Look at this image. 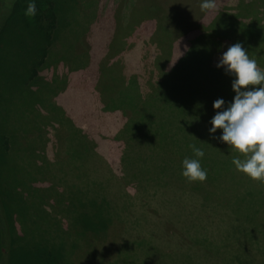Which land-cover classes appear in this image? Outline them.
Masks as SVG:
<instances>
[{"label":"rangeland","instance_id":"obj_1","mask_svg":"<svg viewBox=\"0 0 264 264\" xmlns=\"http://www.w3.org/2000/svg\"><path fill=\"white\" fill-rule=\"evenodd\" d=\"M16 1L0 0V166L6 180L0 192L9 204L8 230L20 240L11 264H216L214 248L199 247L204 227L185 230L184 220H207L213 242H220V228L234 217L239 223L254 219L256 231L264 233L263 196L255 189L260 182L240 173L207 174L195 192L196 182L184 183L167 168L168 184L157 179L159 166L144 175L128 166L127 176L153 177L155 183L129 182L123 170L129 142L116 140L131 119L149 114L153 98L147 97L186 56L204 59L187 65L197 74L202 70L196 88L205 93L208 78L222 69L216 67L219 57L239 41V26L232 29L237 22L253 29L250 58L264 70V49L256 46L264 30L255 31L264 28V0H216L208 13L200 10L201 0H53L56 24L48 40L36 15L24 14L29 0L9 18ZM44 47L47 56L39 65ZM208 86L210 94L220 91ZM182 111L174 108L175 116L184 105ZM113 171L120 184L109 182L102 198H94L95 179L103 183ZM104 199L112 217L102 238H95L92 216Z\"/></svg>","mask_w":264,"mask_h":264},{"label":"trees","instance_id":"obj_2","mask_svg":"<svg viewBox=\"0 0 264 264\" xmlns=\"http://www.w3.org/2000/svg\"><path fill=\"white\" fill-rule=\"evenodd\" d=\"M23 2L24 0H18L13 4V6L10 8L11 16L9 18L13 16L14 12H16L17 8ZM35 3L37 9L36 19H39L38 22L40 25L39 29H46V31H48V40L51 38V35L54 32L56 24V14L52 11V9L54 8L53 0H35ZM45 6L47 7L45 8ZM43 20H47L49 22V26L47 28L43 25ZM230 26L231 25L226 27V33L229 31L227 29ZM237 26H239L240 30L238 42H240L243 47L248 50V55L250 57L249 53L252 52V44L250 40L252 39L253 29L243 22H237V25H235L232 29L236 31L235 27ZM261 27H256L255 29V31L258 30V34H261L262 30H264V28ZM4 30L5 29H3L0 34H2ZM261 35L263 38L264 33H262ZM226 36H229L228 33L226 34ZM40 37L44 41V43H46L44 39L45 37H43L41 34ZM194 41H196L195 43H197V41H199V38ZM194 41L192 44H194ZM256 46H262L264 49V38L261 42H257ZM45 49L46 47L41 50L38 56V60H40L39 58L43 60L47 56ZM196 54L190 61L186 56L181 61L180 67L175 69L177 70V72L175 74H172L171 77L167 76L164 79L162 75L161 81L159 80V82L156 84L158 88L154 92V94H156L157 96L153 95L152 97H150L149 95L147 97L150 99L153 98V102L150 104L151 107L148 108H152L154 110V113L152 112L147 115L143 114L144 116H142V118L140 119H131L127 123V126H125L122 132L116 137L117 141H126L127 143L129 142L128 147L125 150V169H123L126 172V177H129V182L138 180L143 184L150 186L151 182H154V178L138 176L136 173L133 174L132 172H130V175L128 174L127 176L128 166L132 167L133 169L139 170L142 175H144L145 173H152L159 166L160 168L156 171L160 172V175L157 177V179L160 181H166V179L170 176H165L164 170L166 168L167 173H174V176L181 174V172L183 171V159L185 157L192 158V152L189 147V145L192 144H195L197 147L203 149L205 156L201 159V166L211 177H216V175H219L222 172L229 173L230 175H234L235 173H240L241 175H243V173L236 170L232 161H230L231 157L236 156L237 154L232 152L225 143H222L221 141H219V139H213L209 135L207 127H211L209 121L214 115L207 114L206 116V114L202 113V111L214 110L213 102L218 98L224 99L226 103L232 101V97H234L235 95L231 88L233 77L226 75L223 69L218 71V75L216 77L212 76L210 79L208 78L209 73H205L206 77L208 78L207 84H214V87L218 86L220 91L214 89V94H210V87L207 85L204 88L205 93H202V90L196 88L200 87L198 85L202 84V70H200V72L198 71L199 74H197L194 70H198V68H194L193 70L192 67L187 65L188 62H191L193 64L202 63V61H204L202 57L200 59H197ZM208 54L211 53L208 52ZM42 60H40L39 65H42ZM35 64L36 63H34L32 67H34ZM179 73L182 75L178 76ZM197 82H199L198 85L196 84ZM160 91H163V93ZM125 96H121V99L123 101L127 100ZM115 100H118V95H116L114 99H112V102ZM145 103L146 101L144 102V104ZM155 104L158 105L157 109L154 108ZM183 105L185 107V112L183 114L177 113V116H175L174 108H179L180 111H182ZM193 109H196L195 112L197 113H192L194 112ZM188 112L191 113L188 115ZM167 113H169L170 115H167ZM168 116V119H164ZM170 124H173L174 127H170ZM203 129L205 130L203 131ZM214 135L216 137H219L221 135V131L217 130ZM1 170L2 168L0 166V182L2 181L3 183H6ZM181 179L185 178L181 177ZM184 183L189 182H187L186 180L184 181ZM196 186L201 187V185L196 182L195 185L191 186V188L193 191L198 192L199 188L198 190H195ZM255 189L258 190L257 193L260 196H263L264 201V184H257ZM143 190L144 193H146L148 191V188H143ZM188 190H190L189 186ZM7 202L8 201L5 200L4 196H2V193L0 192V233L2 235L5 232L4 234L7 238L3 241L2 239H0V264H11L13 252L12 249L18 245V242H20V240L14 241L10 234V231L8 230L6 208L4 206L5 204L9 205ZM107 216L112 217L110 215V211L106 210L104 207H102L100 211H96L92 216V218H94L92 222L98 224L90 228V234H92L95 238H102V231H106V226L109 222V219H111L110 217L109 219L106 218ZM105 219V223H100ZM54 264H58V262Z\"/></svg>","mask_w":264,"mask_h":264},{"label":"clouds","instance_id":"obj_3","mask_svg":"<svg viewBox=\"0 0 264 264\" xmlns=\"http://www.w3.org/2000/svg\"><path fill=\"white\" fill-rule=\"evenodd\" d=\"M199 7L204 13L214 11L216 0H201ZM36 11L35 0H29L24 14L35 17ZM216 67L233 77L231 88L235 95L229 103L222 98L213 102L215 115L209 121V135L237 154L232 160L237 171L264 184V70L258 68L240 42L222 53ZM217 130L221 131L219 137L214 135ZM189 147L192 158L183 159L181 175L189 183L204 182L207 172L201 159L205 153L195 144Z\"/></svg>","mask_w":264,"mask_h":264},{"label":"crops","instance_id":"obj_4","mask_svg":"<svg viewBox=\"0 0 264 264\" xmlns=\"http://www.w3.org/2000/svg\"><path fill=\"white\" fill-rule=\"evenodd\" d=\"M149 109H150L149 114L154 111L152 108H149ZM131 113L133 114L135 112L132 111ZM167 115H170V114L167 113ZM168 118L169 116L164 119H168ZM125 126H127V123L124 125V127ZM91 164H90V169H91ZM111 175H112V178L109 177L110 178L108 179L109 181L106 179L105 182L103 183H101V180L104 181V179L99 178L100 180H98L94 178L99 183V184H95L94 186V191H95L94 198L96 199L102 198L101 193H103V191L106 190V184H108L109 182H117L120 184L121 180L115 175L114 171L111 173ZM90 176H92L91 171H90ZM100 185L102 188H100ZM103 204L106 210L108 211L111 210V204L107 202L106 199L103 200ZM197 206L199 210H202L199 204H197ZM106 218H109V216H107ZM206 221H196V222L187 223V221L184 220V225H186L184 229L187 230L188 228V230L190 231L194 227H201V228L204 227V231L202 230L201 232L200 241L202 242H200L199 247L202 246L206 251L207 249H209L208 247H210L211 249L214 248V250H212V254L216 255L215 256L216 264H218L217 261L219 259L222 264H264V233H262L261 231H260L261 233L256 231L257 229L254 224L255 222L254 219L244 220L243 218H241L240 222H244V223H239L236 217H234L233 224L224 225L223 228L222 227L220 228L219 235H220L221 240L220 242L219 240L215 241L216 243L210 240L212 236L209 234V231L206 228ZM191 223H192L191 226L188 225ZM252 227L254 228V231L252 230ZM227 231H230L231 236H227ZM216 238H219V237H216ZM231 242H232V245L230 248ZM206 254L207 253H205V255ZM204 262L206 261L204 260Z\"/></svg>","mask_w":264,"mask_h":264}]
</instances>
